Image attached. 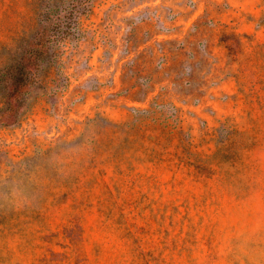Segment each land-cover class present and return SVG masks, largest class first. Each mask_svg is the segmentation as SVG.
Masks as SVG:
<instances>
[{
    "label": "rangeland",
    "instance_id": "1",
    "mask_svg": "<svg viewBox=\"0 0 264 264\" xmlns=\"http://www.w3.org/2000/svg\"><path fill=\"white\" fill-rule=\"evenodd\" d=\"M141 1L0 0V77L47 49L0 122V264H264V0L206 18L222 72L171 93L130 78Z\"/></svg>",
    "mask_w": 264,
    "mask_h": 264
},
{
    "label": "crops",
    "instance_id": "2",
    "mask_svg": "<svg viewBox=\"0 0 264 264\" xmlns=\"http://www.w3.org/2000/svg\"><path fill=\"white\" fill-rule=\"evenodd\" d=\"M140 7L130 10L129 17L137 18V24L129 19V56L134 58L136 73L147 76L154 82L165 83L170 93L183 82L207 81L222 72L219 50L222 46L216 41L221 28L204 24L208 17L231 21L242 14L244 0H197L196 11H192L186 0H142ZM224 4H227L225 7ZM198 16L199 29L187 34L190 19ZM174 17V18H173ZM204 41L206 44L200 45ZM165 51L166 63L156 67L159 48ZM138 71V73H137ZM186 82V83H185Z\"/></svg>",
    "mask_w": 264,
    "mask_h": 264
},
{
    "label": "trees",
    "instance_id": "3",
    "mask_svg": "<svg viewBox=\"0 0 264 264\" xmlns=\"http://www.w3.org/2000/svg\"><path fill=\"white\" fill-rule=\"evenodd\" d=\"M46 44L36 42L31 48L17 53L12 62L6 64L0 77V89H4L0 95V122L4 123L11 116H5L7 110L14 112L18 117V111L24 105L26 88L32 84L31 71L38 61L46 57Z\"/></svg>",
    "mask_w": 264,
    "mask_h": 264
},
{
    "label": "built area",
    "instance_id": "4",
    "mask_svg": "<svg viewBox=\"0 0 264 264\" xmlns=\"http://www.w3.org/2000/svg\"><path fill=\"white\" fill-rule=\"evenodd\" d=\"M166 59L167 58H166L165 51L162 50V48H161V52H160V55H159L158 60H157V65L159 68H162L165 65Z\"/></svg>",
    "mask_w": 264,
    "mask_h": 264
}]
</instances>
